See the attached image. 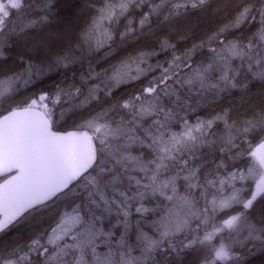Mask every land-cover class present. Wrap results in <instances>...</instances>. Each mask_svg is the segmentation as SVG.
<instances>
[{
	"label": "snow or ice",
	"instance_id": "6c2138e0",
	"mask_svg": "<svg viewBox=\"0 0 264 264\" xmlns=\"http://www.w3.org/2000/svg\"><path fill=\"white\" fill-rule=\"evenodd\" d=\"M75 7L0 0V264H253L264 0Z\"/></svg>",
	"mask_w": 264,
	"mask_h": 264
},
{
	"label": "trees",
	"instance_id": "16d2710c",
	"mask_svg": "<svg viewBox=\"0 0 264 264\" xmlns=\"http://www.w3.org/2000/svg\"><path fill=\"white\" fill-rule=\"evenodd\" d=\"M60 3L63 5L62 14L65 17L70 18L74 25H78L80 23V20L77 18V15H76L77 9L75 6L79 3V0H60ZM160 59L161 61H163L165 57L161 55ZM54 83L55 81L53 80H46L39 84V88L40 89H52L54 86ZM252 260H253V264H264V256L257 255L254 258H252Z\"/></svg>",
	"mask_w": 264,
	"mask_h": 264
}]
</instances>
